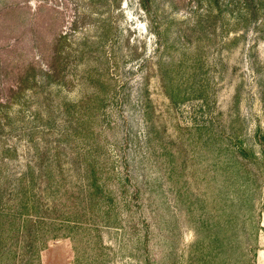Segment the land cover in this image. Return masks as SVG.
Instances as JSON below:
<instances>
[{"label": "rangeland", "instance_id": "1", "mask_svg": "<svg viewBox=\"0 0 264 264\" xmlns=\"http://www.w3.org/2000/svg\"><path fill=\"white\" fill-rule=\"evenodd\" d=\"M119 1L0 0V98L60 34L75 60V85L1 116L0 245L17 256L0 264H259L264 5L202 31L209 0ZM93 90L76 128L62 103Z\"/></svg>", "mask_w": 264, "mask_h": 264}, {"label": "trees", "instance_id": "2", "mask_svg": "<svg viewBox=\"0 0 264 264\" xmlns=\"http://www.w3.org/2000/svg\"><path fill=\"white\" fill-rule=\"evenodd\" d=\"M121 1V0H120ZM120 1L118 4H120ZM259 1L261 5H264V0H209V7L207 14H202L201 19H198L195 24H191V27L193 28H201L203 31V28H205L204 20L209 17H218V15H226V12L230 11L232 14H236L237 12H240L241 17H244L245 20L248 22L251 18L250 13L251 10H256L257 6L255 5V2ZM219 8V13L214 12L215 5ZM168 30V28H167ZM211 39V34L209 31H204ZM192 43V41H190ZM72 41L69 39L67 34H60L54 43L53 47V54L52 58L46 62L42 63L40 61V56L36 55L34 56L33 60L28 63L26 67L23 68V71L20 73L18 79L15 83L10 85L8 87V92L6 93L5 100L4 98H0V119L1 116L9 117V114L7 110L11 108L14 104L18 102H22L23 104L29 102V98L32 95H35L38 93L39 89H44L51 91L52 88H59L61 90V87H65L66 85L72 84L75 85V82H72V79L75 78H69L70 71H72L74 61L73 55L70 54V49H72ZM201 47V45H200ZM79 54H82V58L84 56V51H81ZM200 59V58H198ZM198 60L195 61V63ZM4 70V67L2 64H0V75L2 76V71ZM86 72V71H85ZM91 73V71L89 70ZM53 85V86H52ZM1 86V84H0ZM98 96V94L93 90L91 92V98L88 101L79 100V101H64L62 103L66 106H71L73 111L72 114L68 116L66 121L72 123L74 122L76 125V128H79L78 125L80 123V116L84 117L87 115V113L91 112L92 108V102L93 97ZM83 102L87 103V106L83 107ZM90 107V109L88 108ZM69 112V109L66 110ZM72 125V124H71ZM4 130V125H0V131ZM1 133V132H0ZM9 150V149H8ZM8 151H6L5 154H7ZM93 168L92 172H88V175L92 177V175H95L96 172ZM0 171H2V167H0ZM30 171L32 172V179H35L36 176L34 175L35 170L31 167ZM52 171V170H50ZM35 176V177H34ZM92 182V185H96V176H93L90 180ZM24 201V199H23ZM22 201V211L20 214H29L30 210L26 206L25 203ZM28 222V221H27ZM20 225L17 227V231L20 230ZM28 252L24 253L23 256H26ZM17 252L16 248H13L12 245H0V261L4 257H16ZM33 258V257H32ZM37 258L40 261V255H37ZM41 261L39 262V264ZM4 264V263H1Z\"/></svg>", "mask_w": 264, "mask_h": 264}, {"label": "crops", "instance_id": "3", "mask_svg": "<svg viewBox=\"0 0 264 264\" xmlns=\"http://www.w3.org/2000/svg\"><path fill=\"white\" fill-rule=\"evenodd\" d=\"M258 259H259V262H260L259 264H263L264 263L263 259H261L260 257Z\"/></svg>", "mask_w": 264, "mask_h": 264}]
</instances>
